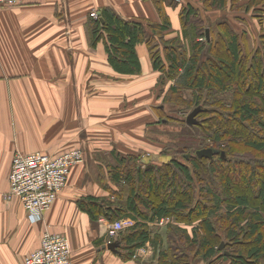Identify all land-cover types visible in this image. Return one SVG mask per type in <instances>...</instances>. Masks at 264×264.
<instances>
[{"label":"trees","instance_id":"16d2710c","mask_svg":"<svg viewBox=\"0 0 264 264\" xmlns=\"http://www.w3.org/2000/svg\"><path fill=\"white\" fill-rule=\"evenodd\" d=\"M150 1L158 21L124 17L109 6L101 8L99 17L94 18L91 10L87 23L91 45L103 43L114 72L125 76L142 73L138 46L146 45L158 72L156 100L184 111L200 107L198 123L189 125L181 120L186 133L178 144L168 142L161 147L159 164H152V154L148 153L141 155L144 168L127 173L114 170L115 183H130L125 200L115 203L108 196L87 195L79 200V206L95 221L101 217L137 221L120 233L119 253L124 260L132 259L137 249L150 242L162 264H264V163L245 151L238 152L237 147L264 151V135H250L248 128L258 123L257 131L264 134L262 19L255 27L260 32L257 39L251 40L246 29L254 6H262L260 11L264 12V0ZM170 10L177 11L181 29H173ZM216 11H231L236 24L227 16L211 21L209 15ZM215 26L219 28L216 36ZM155 110L158 120L150 125L164 122L163 107ZM214 121L220 129L215 124L211 128ZM208 147L219 152L212 157L197 154ZM179 153L188 163L177 159ZM146 157L150 159L146 161ZM235 163L244 170V187H237L227 172L220 171L223 165L228 170ZM156 180L162 186L172 180L174 184L160 195L143 187L147 182L155 185ZM222 217L224 221L217 220ZM163 218L175 222L168 226L166 237L149 226V222Z\"/></svg>","mask_w":264,"mask_h":264},{"label":"crops","instance_id":"0c3cea01","mask_svg":"<svg viewBox=\"0 0 264 264\" xmlns=\"http://www.w3.org/2000/svg\"><path fill=\"white\" fill-rule=\"evenodd\" d=\"M106 6L124 17L159 20L150 0H43L0 8V264H24L45 229L67 237L73 264L155 262L149 251L124 260L120 248L103 247L109 244L105 223L91 219L79 200L109 193L83 161L72 167L67 187L41 222L29 221L19 198H5L16 150L56 157L83 148L86 141L90 147L111 146L124 135L139 140L142 126L147 131L149 122L157 121L152 104L158 72L146 45L138 46L142 73L137 76L114 72L104 44L91 45L89 12ZM262 8L254 6L248 18L251 40L259 36L255 27L260 19L264 28ZM169 13L173 29H181L177 11ZM219 16L236 24L231 11L213 13Z\"/></svg>","mask_w":264,"mask_h":264},{"label":"built area","instance_id":"2783aa9c","mask_svg":"<svg viewBox=\"0 0 264 264\" xmlns=\"http://www.w3.org/2000/svg\"><path fill=\"white\" fill-rule=\"evenodd\" d=\"M32 1L43 0H0V8H12ZM90 15L98 18L99 12L93 10ZM84 158V148H75L56 157L41 151L22 153L16 150L9 175L10 188L5 198H19L30 222L43 221L45 213L67 187L72 167L84 161ZM166 219L157 222L164 224ZM99 221L105 223L108 242L118 240L123 230L136 223L131 217L112 221L101 217ZM152 249L153 246L148 242L137 249L133 259L148 251L152 252ZM24 264H73L72 249L67 237L45 229L39 247L25 258ZM153 264L162 263L156 261Z\"/></svg>","mask_w":264,"mask_h":264},{"label":"rangeland","instance_id":"374dc122","mask_svg":"<svg viewBox=\"0 0 264 264\" xmlns=\"http://www.w3.org/2000/svg\"><path fill=\"white\" fill-rule=\"evenodd\" d=\"M184 1V0H183ZM213 15H209L211 21L215 19L212 17ZM223 16L216 17V19L221 20L223 19ZM216 23V20L214 21L213 24ZM219 28L215 26V36L216 32H218ZM152 105H155L154 107H157L161 105L165 112L163 113L164 122L161 123H156L151 124V126L147 127V131H145L144 126H142L141 129V135L143 138L140 137L139 140H136V137L129 138L128 136L124 135L121 140L118 142V144L112 143L111 146H106V147H95L93 145L90 147L89 142L86 141L83 142V148L85 151V158L83 163L88 164V172L90 174L93 173L95 180L99 181L102 183L105 187L109 188L111 190V193L108 194V198L112 201H115V203L119 202L120 200H125L127 196L130 194V183L129 181H121L119 183H115L114 179L112 178V173L114 172L115 169H119L123 171V173H127L130 171L132 168L136 167H141L144 168L145 165L141 163V155L145 154H152L150 159V162L153 164H159L158 163V156L157 154H161V147L164 144H168V142H174L178 144L180 142L181 136H184L186 133L185 127L181 124V120H185L184 123H186V119L188 114L192 111L186 110L184 111L181 108H178L176 106H172L170 103H164L163 100H155ZM152 109V108H151ZM231 119V118H230ZM156 120H158V115L156 113ZM170 120V122L168 121ZM153 121V119H151ZM167 122V123H166ZM218 129H220V126L216 121H214L211 124V128H214L215 125ZM258 123H254L251 126H248L250 130V135L254 136H259L263 137L262 132H258ZM135 135V133H134ZM91 138V137H90ZM96 139L91 138V141H94ZM144 142V145L142 143ZM141 145V147H140ZM236 146V145H235ZM238 147V152L243 153L245 151L248 155H254L257 159H260V163H264V151H251L250 148L247 146L243 145H237ZM180 148V147H179ZM164 155V154H163ZM177 159L181 160L182 162L188 163V161L180 155H175ZM145 159V158H144ZM154 161V162H153ZM236 165H232L231 168L227 170V168L223 165L221 167L220 171H225L228 173L229 176L232 177V180L234 181L235 185L237 187L241 186L242 184V177L244 174V170H242L238 163H235ZM200 172H202L200 170ZM200 176V174H198ZM211 180V178H210ZM174 180L170 181L166 186H162V182L159 180L155 181V185L153 186L150 185L151 182H147L146 185L143 187L150 188L151 190L155 189L157 193L163 194L166 192L171 184L173 183ZM153 183V182H152ZM242 187L244 185L242 184ZM139 188V183L138 187ZM247 191H249V187H246ZM139 193L143 194L142 187L139 188ZM204 199L206 201V198L201 195V199ZM202 199V200H203ZM210 207L205 209V214L208 215L210 214ZM124 218H129V217H124ZM122 219V217L118 218ZM117 220V219H116ZM218 221H224V217L218 218ZM139 221V220H138ZM137 222V221H136ZM141 222V221H140ZM170 224H175L173 219L167 218L164 222V224H160L158 222H149L150 228L154 231L159 232L161 235L166 237V231L168 229V226ZM129 228V227H128ZM126 228L125 230H127ZM126 232V231H125ZM119 240V238H118ZM247 240V239H246ZM152 255L154 257V261H159L158 256L156 255L154 251V247L151 250Z\"/></svg>","mask_w":264,"mask_h":264},{"label":"water","instance_id":"95a60500","mask_svg":"<svg viewBox=\"0 0 264 264\" xmlns=\"http://www.w3.org/2000/svg\"><path fill=\"white\" fill-rule=\"evenodd\" d=\"M207 37H209V29H207ZM201 110L200 107H196L193 109L187 116L186 122L189 125H193L198 123V120L196 118L197 114ZM219 150L208 147V148H203L197 151V154L200 157H212L214 154L218 153ZM224 155V153H222ZM150 158L146 157L145 160L148 161ZM104 248L107 247L110 250L118 252V249L120 247V241L114 240L111 241L107 246H103ZM221 248H223V244L221 245Z\"/></svg>","mask_w":264,"mask_h":264}]
</instances>
